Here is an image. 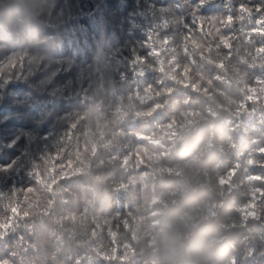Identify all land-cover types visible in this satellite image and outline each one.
Returning <instances> with one entry per match:
<instances>
[{
    "label": "trees",
    "instance_id": "1",
    "mask_svg": "<svg viewBox=\"0 0 264 264\" xmlns=\"http://www.w3.org/2000/svg\"><path fill=\"white\" fill-rule=\"evenodd\" d=\"M240 4L264 0H39L0 37V264H160L210 218L220 264H264V14Z\"/></svg>",
    "mask_w": 264,
    "mask_h": 264
},
{
    "label": "clouds",
    "instance_id": "2",
    "mask_svg": "<svg viewBox=\"0 0 264 264\" xmlns=\"http://www.w3.org/2000/svg\"><path fill=\"white\" fill-rule=\"evenodd\" d=\"M27 9L39 11V0H9L8 7L0 10V37L16 42L27 38L30 24L25 16ZM189 189L190 198L203 195L200 189ZM222 241L213 227L211 218L192 231L183 247L173 250L165 241L160 253V264H220Z\"/></svg>",
    "mask_w": 264,
    "mask_h": 264
},
{
    "label": "snow or ice",
    "instance_id": "3",
    "mask_svg": "<svg viewBox=\"0 0 264 264\" xmlns=\"http://www.w3.org/2000/svg\"><path fill=\"white\" fill-rule=\"evenodd\" d=\"M203 2V0H202ZM255 10L256 13H262L264 14V4L262 5H257L255 6V8L253 9V7L251 6H247L245 4H240L237 8V12L238 13H249L251 14L252 11ZM192 15V24L196 25V27L198 29L200 28H203V22H204V17L199 15V8H196L193 10V12L191 13ZM234 20V17L231 15V14H228L227 17H226V20L222 21L224 23V25H227V24H230L232 23ZM257 23L259 25H264V15H261L258 20H257ZM163 26L165 28H167L169 26V21L168 20H164L163 21ZM185 27L187 28L188 30V33L190 34L191 31H192V28L189 24H186ZM211 27V26H210ZM254 31H259L261 34H264V28H260L258 30H254ZM189 37V36H188ZM150 40L153 39V36H150L149 38ZM168 41L165 40V43H167ZM16 62L13 61V62H10L8 65H7V69L8 70H11V69H14L16 67ZM10 72V71H9ZM3 74H6V71H3V70H0V75H3ZM12 166L9 165L7 166L6 168H0V170H3V171H8Z\"/></svg>",
    "mask_w": 264,
    "mask_h": 264
}]
</instances>
